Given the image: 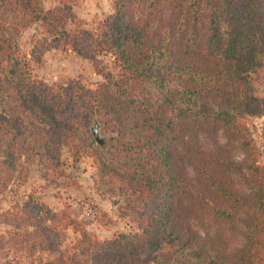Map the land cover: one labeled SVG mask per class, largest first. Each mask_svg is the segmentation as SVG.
<instances>
[{
    "label": "trees",
    "instance_id": "trees-1",
    "mask_svg": "<svg viewBox=\"0 0 264 264\" xmlns=\"http://www.w3.org/2000/svg\"><path fill=\"white\" fill-rule=\"evenodd\" d=\"M45 1L0 0V195L35 165L60 185L62 150L76 166L90 148L97 187L125 195L139 229L101 240L69 212L28 198L0 209V264H264V164L238 120L264 115V98L251 106L264 72V0H115L95 30L77 0L50 9ZM34 23L44 34L33 36L29 59L18 35ZM60 48L92 58L106 81L35 78L30 61ZM96 118L111 134L103 145L92 134ZM194 126L221 129L243 158L218 139L210 154L189 157L194 178L185 176L174 140ZM242 171L249 197L227 185ZM70 228L79 236L64 248ZM38 254L51 257L37 262Z\"/></svg>",
    "mask_w": 264,
    "mask_h": 264
},
{
    "label": "rangeland",
    "instance_id": "rangeland-1",
    "mask_svg": "<svg viewBox=\"0 0 264 264\" xmlns=\"http://www.w3.org/2000/svg\"><path fill=\"white\" fill-rule=\"evenodd\" d=\"M115 0H77L74 10L80 18L85 21L87 28L95 30L103 18L114 11ZM59 0H46L47 9L53 8ZM73 28V24L68 25ZM44 34L40 23L22 28L18 35L20 41V54L30 59L32 50V38L34 35L41 37ZM102 58L107 62L113 72L118 68L111 55H104ZM30 68L33 76L46 81L52 85L63 84L71 79H78L89 87H96L106 81V73L94 63L89 57L82 56L71 48L50 49L44 53L43 62L38 64L30 61ZM257 99L251 102V106H261L264 98V72L256 77ZM206 98L213 100L216 95L205 94ZM238 120L247 126L250 133L260 147L258 161L264 164V115L243 113ZM100 125V138L103 143L108 142L111 134L104 131V124ZM197 132L194 133L193 131ZM220 140L227 145V149L236 160L243 158V152L235 145L230 137L220 129L215 132L213 128L191 127L190 132L185 136L176 135L174 140L175 164L179 172L189 178H194V169L189 157H199L210 154L215 140ZM62 166L65 174H62L61 184L55 185L46 180L40 173L37 165L24 176L23 179L13 181L9 189L0 195V209L11 208L16 204H22L28 198L47 204L55 211H67L84 225L91 233L99 239H107L118 232H131L139 229L137 216L128 207L125 195L106 194L97 187L99 178V163L90 148L84 151L80 161L73 165L72 157L67 148L62 150ZM230 180V181H229ZM227 185H229L238 195L249 197L252 190L247 177L242 172L233 173ZM6 227L0 225V231H5ZM68 238L63 245L70 248L75 242L79 233L68 230ZM50 255L41 254L38 259L50 258ZM1 261V260H0ZM23 264H30L26 257L22 259Z\"/></svg>",
    "mask_w": 264,
    "mask_h": 264
},
{
    "label": "water",
    "instance_id": "water-1",
    "mask_svg": "<svg viewBox=\"0 0 264 264\" xmlns=\"http://www.w3.org/2000/svg\"><path fill=\"white\" fill-rule=\"evenodd\" d=\"M92 134L95 138V140L97 141L98 144L100 145H103V140L100 138V125H99V121L98 119L96 118L95 119V122H94V125L92 126Z\"/></svg>",
    "mask_w": 264,
    "mask_h": 264
}]
</instances>
